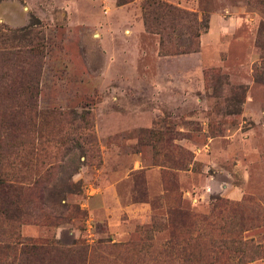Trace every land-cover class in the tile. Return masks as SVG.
<instances>
[{"label": "rangeland", "instance_id": "374dc122", "mask_svg": "<svg viewBox=\"0 0 264 264\" xmlns=\"http://www.w3.org/2000/svg\"><path fill=\"white\" fill-rule=\"evenodd\" d=\"M141 1L0 0V24L45 36L35 106L0 138L4 170L42 175L20 237L78 240L85 264H179L172 232L264 241V0H163L201 24L167 55Z\"/></svg>", "mask_w": 264, "mask_h": 264}, {"label": "trees", "instance_id": "16d2710c", "mask_svg": "<svg viewBox=\"0 0 264 264\" xmlns=\"http://www.w3.org/2000/svg\"><path fill=\"white\" fill-rule=\"evenodd\" d=\"M140 8L144 29L158 35L159 54L188 53L198 49L201 24L193 11L163 0H142ZM44 53L45 36L38 21L16 29L0 24V101H10L0 112V138L4 129H17L21 123V109L30 112L34 108L33 97L38 91ZM25 93L27 100L18 104L16 97L25 96ZM6 143L0 139V264H85L87 247L78 240L65 247L49 239L24 240L20 237L18 228L29 214L28 204L44 191L39 189L42 175L10 174L4 170L2 165L12 162L2 152L10 145ZM61 207L69 208L64 204ZM242 231L243 228L238 227L227 237L211 238L207 251L204 246L200 247L207 242L193 238L195 241L187 244L172 232L162 245L164 257L179 264H242L264 257V241L243 238ZM73 259L75 262L69 263Z\"/></svg>", "mask_w": 264, "mask_h": 264}]
</instances>
